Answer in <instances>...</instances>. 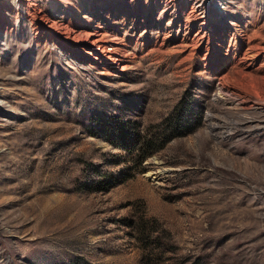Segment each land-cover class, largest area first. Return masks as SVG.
<instances>
[{"label":"rangeland","instance_id":"1","mask_svg":"<svg viewBox=\"0 0 264 264\" xmlns=\"http://www.w3.org/2000/svg\"><path fill=\"white\" fill-rule=\"evenodd\" d=\"M81 262L264 264V0H0V264Z\"/></svg>","mask_w":264,"mask_h":264},{"label":"bare ground","instance_id":"2","mask_svg":"<svg viewBox=\"0 0 264 264\" xmlns=\"http://www.w3.org/2000/svg\"><path fill=\"white\" fill-rule=\"evenodd\" d=\"M100 32L99 30H97L96 28L93 29L92 32H90L87 37H86V41L91 44V48H97V49H102L104 52H106L108 54V57L110 58V60L114 59L113 61H117V58H113L114 55H112V50L110 48H108L107 46L102 44V39L100 37ZM105 54V53H104ZM258 127H261L260 125H258Z\"/></svg>","mask_w":264,"mask_h":264},{"label":"trees","instance_id":"3","mask_svg":"<svg viewBox=\"0 0 264 264\" xmlns=\"http://www.w3.org/2000/svg\"><path fill=\"white\" fill-rule=\"evenodd\" d=\"M175 123V122H174ZM176 125H174L173 124V127L174 128H176V127H178L179 125H178V122L176 121V123H175ZM178 134V133H177ZM177 134H175V135H177ZM163 138L167 135V133H165V132H162V134H160ZM175 135H173V136H175ZM168 139V138H167ZM166 139V140H167ZM164 140V139H163ZM140 143L142 144V146H143V148L141 149V150H145V152L146 151H148L146 154H144L143 156L144 157H146L147 155H148V153H151V152H153V151H155V150H157L158 148H159V146L158 147H153V142H152V140L150 139V138H147V139H142L141 141H140ZM81 264H85V263H83V262H81Z\"/></svg>","mask_w":264,"mask_h":264}]
</instances>
